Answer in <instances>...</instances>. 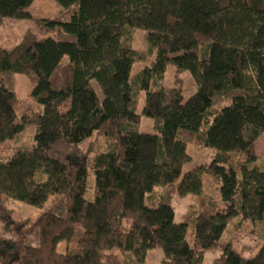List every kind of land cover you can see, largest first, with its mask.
<instances>
[{"label": "trees", "instance_id": "trees-1", "mask_svg": "<svg viewBox=\"0 0 264 264\" xmlns=\"http://www.w3.org/2000/svg\"><path fill=\"white\" fill-rule=\"evenodd\" d=\"M56 1L59 15L37 22L51 36L28 31L0 49V224L16 238L0 236V264H143L155 249L160 264H204L213 249L222 255L212 264H264V170L252 167L264 133V0ZM33 2L0 0V25L34 20ZM136 30L152 62L132 75L144 58L132 49ZM169 64L197 84L187 101L179 80L163 88ZM16 75L34 76L39 112L17 114ZM142 116L154 133H141ZM32 125V147L4 155ZM94 133L105 151L82 149ZM187 139L213 158L183 174ZM187 197L176 223L173 201ZM10 201L45 210L17 221ZM238 219L261 229L249 259L223 238Z\"/></svg>", "mask_w": 264, "mask_h": 264}, {"label": "rangeland", "instance_id": "rangeland-1", "mask_svg": "<svg viewBox=\"0 0 264 264\" xmlns=\"http://www.w3.org/2000/svg\"><path fill=\"white\" fill-rule=\"evenodd\" d=\"M60 11L61 8L56 0H34L32 6L29 9V12L33 15L34 20L5 19L2 22V24L0 25V49H14L21 43L23 37L28 31L38 34L40 38L51 36L48 29L38 26L37 22L40 20H53L59 15ZM132 49L138 55L144 57L143 59L136 61L133 65L132 75H136L145 67L150 66L152 62V58L146 55L147 45L145 41V32L141 30L134 31ZM178 80L181 82V86L183 88L182 96L184 98V101H187L196 93L198 88L197 84L188 71H184L181 74H178L177 68L174 65L169 64L162 81L164 90L169 93L176 85L175 82H177ZM15 83L16 96L19 101L17 106V114L20 115L22 112H26L29 110L39 112L41 108L32 99V91L35 86L34 76L16 75ZM93 85L98 97L100 98V100H103V94L95 81H93ZM144 100L145 92H142L139 98L138 105V113L140 115L142 112ZM140 131L144 134L154 133V121L150 118L142 116ZM34 134V126H28L26 132L22 135L23 137L18 138L14 142L11 141L6 144L8 152H5L4 155H9L12 151H14L13 148H15L16 145H24L25 148L30 149L33 145ZM107 141L108 140L104 136L94 133L92 138L84 141L81 144V147L84 151L91 148L103 152L107 149ZM187 141L189 143L187 149L188 153L192 157V161L184 166L182 171L183 174L190 172L199 166L209 164L213 158V152L210 149L197 146L193 141H190V139H187ZM255 149L257 160L254 164H252V167L258 168L259 170H264L263 132L260 133V136L256 141ZM203 183L205 193L211 195L216 200H219V191L213 178L205 175L203 177ZM93 184L95 185V179L93 176H91L89 178L90 187L87 192L90 197L93 196ZM187 198L190 199L187 203L175 201L177 219L180 222L182 221L180 219L182 215L186 213L190 205L194 203V197ZM7 205L13 210L14 219L17 221L35 219L45 210L29 206L18 201H10ZM193 234L194 230L190 228L187 234L188 241L192 240ZM0 236L5 239H16L13 235L3 229L2 224H0ZM223 238L224 240L231 241L233 247L237 251H239L242 256L251 258L261 244V229L259 226L250 224V222H243L241 224V221L238 219L229 226L228 231L224 234ZM31 243L33 244L34 241H31ZM206 254L207 259L204 264H212L216 259L221 257L222 252L219 249H213ZM120 259L122 260L123 258L121 257ZM163 259V251L161 249H155L147 253L146 259L143 264H160Z\"/></svg>", "mask_w": 264, "mask_h": 264}, {"label": "crops", "instance_id": "crops-1", "mask_svg": "<svg viewBox=\"0 0 264 264\" xmlns=\"http://www.w3.org/2000/svg\"><path fill=\"white\" fill-rule=\"evenodd\" d=\"M189 198H186V199H183V200H181V201H179V200H177V199H175L174 201H173V208H174V210H175V221H176V223H180V221L177 219V214H176V207H175V201H177V202H189ZM194 202V201H193ZM189 206V205H188ZM188 206H187V208H188ZM186 213H187V211H186ZM186 213H184L183 215H182V217L180 218L182 221H183V218H184V215L186 214ZM181 221V222H182ZM206 255L207 254H205V261H206ZM219 257V256H218ZM244 257V256H243ZM244 258H247V257H244ZM247 259H249V258H247Z\"/></svg>", "mask_w": 264, "mask_h": 264}]
</instances>
